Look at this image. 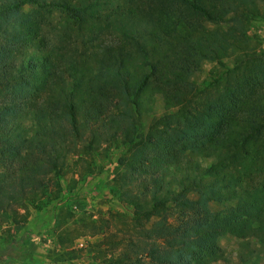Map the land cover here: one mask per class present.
Instances as JSON below:
<instances>
[{
    "label": "trees",
    "instance_id": "1",
    "mask_svg": "<svg viewBox=\"0 0 264 264\" xmlns=\"http://www.w3.org/2000/svg\"><path fill=\"white\" fill-rule=\"evenodd\" d=\"M258 20L264 0H0V218L17 226L19 210L68 203L70 163L115 144L110 192L131 210L130 236L108 264H260L264 52L248 36ZM228 58L212 95L193 94L203 63ZM65 227L59 215L61 244ZM227 235L233 258L218 245ZM18 245L0 249V264H32L28 232Z\"/></svg>",
    "mask_w": 264,
    "mask_h": 264
},
{
    "label": "rangeland",
    "instance_id": "2",
    "mask_svg": "<svg viewBox=\"0 0 264 264\" xmlns=\"http://www.w3.org/2000/svg\"><path fill=\"white\" fill-rule=\"evenodd\" d=\"M31 11L29 5L22 8L25 16ZM54 16L52 21L55 23L59 17L57 13ZM248 36L253 40L251 49L256 53L264 52V20L253 22ZM223 63L224 67L214 61L203 63L201 70L191 79L193 94L201 98L212 95L210 83L231 66V58L224 59ZM161 114L157 102L155 112L142 119L143 129L146 130ZM123 151L115 144H105L82 154V160L77 164L71 162L62 181L64 195L69 191L72 194L68 203L60 197L41 211L19 210V214L25 217L17 226L9 221L8 216L0 218V249L7 248L6 254L18 253V239L25 231L36 246L32 264H108L109 258L121 257L130 236L131 210L118 202L110 189L116 161ZM75 158L77 156L72 160ZM59 215H65L64 229H69V235L64 236L66 242L62 244L58 242L61 233L57 228ZM92 225L96 229H91ZM96 230L99 232L95 233ZM77 233L84 236L75 238ZM218 245L229 258L235 256L237 240L234 237L224 236L218 240ZM259 263L264 264V260ZM123 264L135 263L126 261Z\"/></svg>",
    "mask_w": 264,
    "mask_h": 264
}]
</instances>
